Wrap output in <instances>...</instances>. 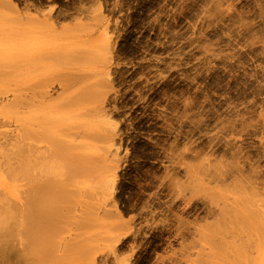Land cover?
I'll list each match as a JSON object with an SVG mask.
<instances>
[{
    "label": "rangeland",
    "instance_id": "374dc122",
    "mask_svg": "<svg viewBox=\"0 0 264 264\" xmlns=\"http://www.w3.org/2000/svg\"><path fill=\"white\" fill-rule=\"evenodd\" d=\"M3 3L8 58L0 136L45 135L36 141L41 150L28 156V181L0 173L6 183L17 179V201L1 211L16 237L23 231L15 222L34 196H51L36 181L53 177L48 145L54 129L70 147L95 145L85 147L87 162L65 152L61 172L76 169L56 175L57 181L69 177L64 188L74 191L53 237L57 253L68 246L84 252L71 264H115V255L127 264H157V257L183 250L195 257L198 231L217 219L219 204L234 199V189L245 199L247 192L257 194L263 215L264 0ZM84 86L96 93L78 97L87 102L79 99L70 109L69 97ZM71 116L100 124V136ZM7 148L0 145V154ZM20 158L14 170H23ZM84 174L93 175L88 184ZM221 189L227 195L218 201ZM42 211L52 214L50 202ZM30 226L33 231L32 220ZM258 245L253 258L264 256Z\"/></svg>",
    "mask_w": 264,
    "mask_h": 264
},
{
    "label": "bare ground",
    "instance_id": "6f19581e",
    "mask_svg": "<svg viewBox=\"0 0 264 264\" xmlns=\"http://www.w3.org/2000/svg\"><path fill=\"white\" fill-rule=\"evenodd\" d=\"M3 4H4L3 0H0V86H1L0 89L3 88V85H1L4 80L3 67L6 62V59L8 58L4 50V32H5L6 26H5V16H4V13L2 12ZM80 88L76 90L79 93L75 92V96L77 98L80 96H82V98L84 96L88 97V95L90 96V94L93 95L94 92L96 93L94 88H92L94 91L92 89H90L91 91L89 90L91 86L90 87L84 86L85 91H82L83 87H80ZM86 91L88 92V94ZM76 93L78 96L76 95ZM82 93L83 94L86 93V95L85 94L82 95ZM75 96H73L74 98L69 97L68 99V106L70 107V109L74 108L72 106H77L78 104H80V101L78 102V100L82 99V98H78L76 100ZM88 98L86 100H88ZM72 99H73V102L71 101ZM82 101L87 102L83 99ZM82 101L81 103L83 104ZM75 102H78V103L75 104ZM71 104L72 106H70ZM71 117L73 118V116ZM82 119L76 121L77 119L74 117L72 120L74 121V123L75 122L79 123L85 120V118L83 120ZM50 121L52 120L50 119ZM54 121L57 122V120H54ZM85 121L88 123L87 128L89 126L94 129V126H95V129H96V130L95 129L93 130L90 128L89 130H93V131L88 130V132H90V134H93V133L97 134V136L95 135L96 138L100 136V132H98L100 131L99 129L100 127L98 128L100 124L98 123L99 125L97 126L96 122H94L92 125V122H88L87 120ZM56 122H50V123L54 124ZM69 123L71 122L69 121ZM74 123H72V125L71 124L69 125L71 126L77 125ZM45 124H48V123L45 122ZM82 124L85 125L84 121L82 123H79L78 125L81 126ZM81 127L86 131L87 129V128L85 129L86 126L82 125ZM58 130L59 129H54V133L52 132V135H50V138H54V140L50 139V141H52V144L50 143L48 145L49 147L48 150L51 151L50 157L51 158L55 157V158H52L53 160L51 159L52 167L50 166V169H51L50 171L53 172V173L51 172L52 173L51 176L53 177L51 178L49 176L50 179H46V176L43 175L40 178H37V181H36V183L41 182L40 185L41 184L47 185L50 189L49 192H51L50 193L51 196L49 198H44V199L42 198L40 199L39 194H36L34 196L33 200L35 201V203L33 204V206L30 208V210L26 212L25 215H21L19 218H17L18 221L15 222V225L18 228L22 229L23 231L19 237L15 236L18 233L16 229H13V227L6 226V219L4 218V213L1 211L5 210L9 206L10 203H14L17 201L16 200L17 192L15 188L16 186H14L15 183L13 179L18 178L21 175H23V177L25 176L24 178H26V180L28 179V176H26V174H28L27 159L31 151L35 152V151L41 150L40 149L41 146L38 145V143H36L37 140H40L38 139V135L40 133L36 135V137L34 138H32V136L31 137L28 136L27 134L22 135L20 136V138L13 140V141H10L8 139V136L5 134L0 136V145H2L3 147H9L7 149H10L9 152H4L0 154V173L3 176H9L11 174V176L14 177L12 181L9 183H6L4 181L5 180L4 178L6 177H4L3 179L0 177V228H3L2 230H0V264H28L30 262L29 260L30 257L33 258V261L30 264H71L72 262L73 263L79 262L84 257V254H83L84 252H81L80 248L75 247V246L74 247L68 246L67 248L64 247L63 253L61 254L57 253L58 245H57V242H55V238H53L54 231L56 230V228L59 227L60 224H63V222L61 221L67 218V215H66L67 208L65 210V207L63 205H66L70 200H72L71 196H72V193L74 192L72 191L71 193L72 189L70 190V188L69 189L64 188V184H66L68 180H71L69 179V177H64V178L61 177L62 180L59 178L60 181H57L58 180L57 176L60 177L62 173L64 174V172L71 173L73 171L72 168L74 166L73 167L68 166L69 171L68 170L66 171L65 169L64 172H61L64 169L61 166V163H62L61 157H63V155L66 157L65 154L67 152L68 153L70 152L72 153V155H76L80 159V162H82L83 157H86V158L89 157V153H88L89 149L87 150V148H90V150L94 149L95 145L91 143L90 141L89 143L85 141L86 144L88 143L87 146L91 145L87 147L85 146V143H82L83 142L82 141L79 143L80 145H82V151H80L81 147L79 144L76 143L77 145H79V147L78 146L77 147L80 150L76 147V144L75 146L71 144V147L78 150V151L74 150V151H77V153L76 152L73 153L74 151L67 144V142H65V140H61L60 131ZM39 136L40 138L45 137V135L43 136L41 134ZM95 136L92 135L90 138L93 139V137ZM83 148L85 149V151L86 150L87 151L85 152ZM82 152H83V155L81 154ZM86 153L87 155H85ZM21 156H23L24 158L23 170L21 169L14 170V168L12 167V164L14 163L13 160L16 161L17 159V164L20 163L22 161V159L20 158ZM57 157L60 159L59 160L60 167L58 164L59 162L57 161ZM63 159L65 158L63 157ZM83 161L87 162V159L86 161L85 160ZM53 162L55 165L56 163L58 165L53 167L54 166ZM67 162L68 164H71L69 160H67ZM84 162L82 165H84ZM81 167L82 166H80V168ZM52 168H54L55 171ZM58 168L60 169L62 168V169L59 170ZM75 169L76 168L74 167V171ZM84 175H85L84 179L87 181L85 183L88 184L91 179L90 176L92 177L93 175H90V176H88L89 174L88 175L84 174ZM86 178H90V179L87 180ZM14 180L17 181V179H14ZM85 180H83V183ZM66 185L68 186V184ZM221 190L220 192H218L219 194L216 192V194L218 195L215 194V196H218L217 200L218 198H220L219 200L221 199L224 200L223 198H225L227 195V193H224L223 190L222 191ZM234 190L231 191V193L233 192L232 195L234 199L231 198V201H230V200H227L226 198V201H223L222 205L219 204L220 211L217 213L218 214L217 219H215V221L213 222L206 224L203 228H200V230L198 231V240L200 239L199 241H201L202 243L200 244V247H199L200 249L195 253V257H190V253H186L185 250L179 251V252L172 251L170 254L157 257L156 259L158 261H156V263L157 264H182V263H185V264H264L263 255H261L263 257L259 256L258 258H253L254 256L257 257L259 255V252L258 253L256 252L258 250L257 249L258 247L256 246L259 244V241L261 240V238L264 237L263 236L264 235V231H263L264 212H263V215L261 214L262 213L261 209L263 207L259 209L258 207H256L258 205L257 204L255 205L256 203L255 200L258 199V197L257 198L254 197L255 193L247 192L246 194H244L246 191L243 190L242 194H244V196L246 197L245 199L243 198V195H240L241 193L238 192V190L240 191L241 189H238L237 191H234ZM67 191H70V192H67ZM240 192H242V190ZM234 195L235 197L237 196L238 199L241 197L242 199L238 200L237 198L234 197ZM255 196H257V194H255ZM47 201L50 202L52 206L53 212L51 215H44L42 211V205L45 204ZM254 205H255V208L253 207ZM64 210L66 213L64 212ZM62 214L66 216L65 219H63L64 216ZM52 215H53L54 220H49V217ZM30 220H32L33 222V231H30L31 229ZM260 243H262L260 244L261 247L260 245L258 246L261 248V249L259 248V250L262 251L263 250L262 248H264L263 246L264 240L263 241L261 240ZM255 247L257 250L254 252L255 249L253 248ZM251 250H253V252L255 253V254L253 253L254 256L252 254L253 257H251ZM115 257L117 258L118 256L115 255ZM116 258H115V261H116ZM126 258L124 259L122 257H119V259H117L116 262L114 261V263L115 264H127L126 262L128 261H125Z\"/></svg>",
    "mask_w": 264,
    "mask_h": 264
}]
</instances>
